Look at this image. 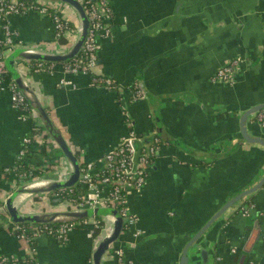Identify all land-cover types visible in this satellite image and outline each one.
<instances>
[{
	"label": "crops",
	"instance_id": "crops-1",
	"mask_svg": "<svg viewBox=\"0 0 264 264\" xmlns=\"http://www.w3.org/2000/svg\"><path fill=\"white\" fill-rule=\"evenodd\" d=\"M59 4L76 25V12ZM110 4L113 31L101 40L93 71L115 78L123 90L92 85L91 73H66L61 63L52 72L31 73L30 80L83 163L97 161L128 132L124 109L137 132L148 136L157 129L173 140L162 145L141 190L129 194L127 206L138 221L122 231L116 245L123 247L126 264H179L189 239L225 203L264 176V146L246 141L240 126L242 114L264 102V0H110ZM9 21L25 45L56 52L67 49L55 37L49 15L15 13ZM4 36L0 20V44ZM233 59L239 60L234 81H213L217 70ZM62 80L69 83L62 85ZM135 80L142 81L147 99L130 100L129 87ZM20 115L5 85L0 93V200L22 184L17 172L7 171L16 164L23 138L33 131V122ZM247 131L264 138L257 114L249 117ZM38 141L34 137L33 175L54 177L57 163L45 164L52 153L45 154L47 144ZM52 152L60 168H67L57 146ZM250 204L252 216L247 217L239 208ZM25 205L20 209L27 212L47 207L36 197ZM10 225L0 212V254L16 258L8 264H93L90 226L78 225L66 241L43 235L34 251L11 232ZM251 238L254 245L247 252ZM203 241L217 252L207 264H237L238 257L245 258L244 264H264V185L235 203ZM104 264H118L116 255L105 258ZM192 264L203 263L196 255Z\"/></svg>",
	"mask_w": 264,
	"mask_h": 264
},
{
	"label": "built area",
	"instance_id": "built-area-1",
	"mask_svg": "<svg viewBox=\"0 0 264 264\" xmlns=\"http://www.w3.org/2000/svg\"><path fill=\"white\" fill-rule=\"evenodd\" d=\"M82 3L87 10L91 22L89 33L80 54L71 60L61 63V67L66 73H91L92 85L106 87L113 91H121L125 86L115 78L99 75L93 71L99 58L101 40L109 37L113 31V10L110 0H97L96 3H93L92 0H82ZM29 11H36L43 15H49L55 24V37L57 40L59 41V38L62 36H67L70 39L69 43L66 44L67 48L73 44L78 36L79 23L76 25L72 24L59 2L41 0H0V20L2 21L5 32L4 39L0 44V93L5 85H8L11 91L12 105L21 112L20 117L24 120L33 122V129L34 125L41 126V129L35 127L38 131L33 136L28 134L23 138V146L18 153V159L23 158L28 153V146L32 147L35 137L41 140L40 142L46 143L47 150L52 153L45 159V164L50 165L51 161L49 157L55 156L52 150L56 147V144L43 129L36 116V112L27 101L25 95L18 88L16 82L12 79L10 81L5 80L8 73L5 59L15 48L25 47L57 53L54 50L25 45L19 40V34L17 30L12 28L9 18L15 13H25ZM55 66V63L17 61V69L25 75L28 80H30L31 73L42 71L52 72ZM238 66V59L228 61L217 70L212 78L213 81L232 83L235 79V72ZM67 83L69 82L66 80L61 81L62 85ZM129 91L130 100L132 101L146 99L145 91L139 80H135L133 84L130 85ZM123 113L125 122L128 126V132L121 137L119 143L108 150L97 161L88 163L82 162V175L79 188L62 189L55 192L54 195L62 196L67 200L65 209L95 207L115 208L123 218L124 229H129L137 224L138 217L130 212L127 206L128 196L131 192L139 191L144 186L156 152L162 145V140L158 136H155L149 145L141 144L145 141V135L136 131L128 115V111L124 109ZM257 119L258 122L264 126V108L257 113ZM57 160L59 159L57 158ZM57 160H54V164H59V167L56 165V175H54V177H35L33 175L35 169L30 168L28 172H20L17 178L21 183L34 181L39 183L67 181L71 176V168L66 161L65 164L67 168H60V163ZM7 171L15 170L7 168ZM40 198H42V196H40L39 199ZM4 201L5 198L0 200V212L9 218L5 210ZM252 207L253 204L246 206L242 205L240 211L248 216L250 214L249 210ZM55 209L64 210L59 208ZM43 210L47 211L49 209L45 208L40 211ZM22 212L27 211H24L23 208ZM101 222L104 224L101 225ZM78 225L90 226V231L95 239L94 247L99 236L102 234L109 235L112 232V224L110 221L98 217L83 218L77 221L63 223H29L26 227L20 224H11L10 230L19 238L31 244L43 235L52 236L60 241H66L69 234ZM97 229L99 232L95 233ZM136 233H140V231L137 230ZM35 249V247H32V250L35 251ZM111 255H116L118 264H126L123 247L117 246L116 243L112 244L105 258ZM14 261H16L15 256L0 254V264H8Z\"/></svg>",
	"mask_w": 264,
	"mask_h": 264
},
{
	"label": "water",
	"instance_id": "water-1",
	"mask_svg": "<svg viewBox=\"0 0 264 264\" xmlns=\"http://www.w3.org/2000/svg\"><path fill=\"white\" fill-rule=\"evenodd\" d=\"M41 1H51L59 2L69 5L77 14L79 23V32L76 40L73 44L62 52L51 53L43 50H35L32 48H15L12 50L5 59L6 67L8 73L11 74V79L16 82L18 88L25 95L27 101L30 103L31 107L36 112V116L42 125L45 132L51 137L53 142L58 147L59 151L62 153V157L69 164L71 168V176L67 181L59 182H49V183H39V182H26L19 184L14 188L6 197L4 201L5 210L9 216L8 220L11 224H46V223H63L68 221H77L83 218H93L98 217L110 221L112 224V232L109 235L102 234L99 236L98 241L94 247L93 251V264H104L105 256L107 255L112 244L116 243L120 238L122 231L124 230L123 218L120 213L115 208L108 207H95V208H84V209H55L60 205L67 204V200L59 195H54L62 189L73 188L78 186L81 179V164L79 157L74 153L71 146L67 142L65 136L56 125V123L51 118L49 111L44 106L38 92L35 90L33 83L27 79L17 69V61L23 62H44V63H63L65 61L71 60L72 58L78 56L83 48L85 40L88 36L90 29V19L85 9L82 1L80 0H41ZM113 23V20H112ZM144 91L145 88L140 81ZM146 99L148 98L147 92L145 91ZM264 108V102L257 104L248 110H246L241 116V133L246 141L252 144H260L264 146V138L251 136L247 131V122L251 115L257 114L260 110ZM154 118V113H151ZM158 136L162 140V145L165 143L173 141L171 138L165 139L159 130H154L151 135H145V141L141 144L149 145L151 140ZM161 145V147H162ZM160 147V149H161ZM160 149L156 152L155 156H158ZM205 157L210 156L205 154ZM38 184L39 186L34 189L30 187ZM264 185V176L261 180L252 186L244 190L243 192L236 195L234 198L225 203L194 235L189 239V241L184 246L180 258L179 264H192L196 261V255L199 256L203 264H207L210 256L213 255L214 247L209 248L207 244H204L203 238L208 230L226 214V212L233 207L237 202H240L255 193ZM22 193H30V198H39L42 196L41 202H46L47 209L37 212H22L20 207H16L14 202L15 199ZM252 210L247 217L252 216ZM112 219V220H110ZM256 226L257 223H256ZM253 238L249 240L244 250L251 252L253 246ZM217 253V252H216ZM215 253V254H216ZM245 258L238 257L237 264H244Z\"/></svg>",
	"mask_w": 264,
	"mask_h": 264
},
{
	"label": "trees",
	"instance_id": "trees-1",
	"mask_svg": "<svg viewBox=\"0 0 264 264\" xmlns=\"http://www.w3.org/2000/svg\"><path fill=\"white\" fill-rule=\"evenodd\" d=\"M25 1H28V0H25ZM92 1H93V3H96L97 0H92ZM73 27H74V26H73ZM69 41H70V39H69L67 36H62V37L59 38V43H60V44H63V45L68 44ZM5 80H6V81H10V80H11V74H10V73H7ZM35 127H38V129H41V126H36V125H34V129H33V131L31 132V135H32V136H33L35 133H37V131H38V129H35ZM28 148H29L28 153H27L23 158H21V159H17V160H16V164H15V166L12 168V169L15 170V172H17L16 174H19L20 172H24V171H27V172H28V171L30 170V167H31V165H30V159H31V158H30V157H31V155H32V153H33V148H32L31 146H28ZM44 153L47 154V149H46V147L44 148ZM47 156H48V155H47ZM56 157H58V156L49 157V160L51 161V164H54V160L57 159ZM54 165H55V164H54ZM40 173H41V172H40L39 170L36 171V174H37V175H39ZM17 177H18V176H17ZM79 187H80V185L78 184V186H77L76 188H79ZM239 209H241V208H239ZM103 224H104V223L101 222V225H103ZM20 225H22L23 227H26V226L29 225V223H23V224H20ZM98 232H99L98 229L95 230V233H98ZM35 243H36V240H35L33 243H31V246L34 247Z\"/></svg>",
	"mask_w": 264,
	"mask_h": 264
},
{
	"label": "bare ground",
	"instance_id": "bare-ground-1",
	"mask_svg": "<svg viewBox=\"0 0 264 264\" xmlns=\"http://www.w3.org/2000/svg\"><path fill=\"white\" fill-rule=\"evenodd\" d=\"M39 185L36 184L32 187H30V189H34V188H37ZM30 196L31 194L30 193H22L20 194L16 199H15V206L16 207H21V206H24L26 204V202L30 199ZM112 220V219H110Z\"/></svg>",
	"mask_w": 264,
	"mask_h": 264
},
{
	"label": "rangeland",
	"instance_id": "rangeland-1",
	"mask_svg": "<svg viewBox=\"0 0 264 264\" xmlns=\"http://www.w3.org/2000/svg\"><path fill=\"white\" fill-rule=\"evenodd\" d=\"M41 201V199H39ZM27 205H25L24 207L26 208ZM59 209H65L66 208V204L60 205L59 207H57Z\"/></svg>",
	"mask_w": 264,
	"mask_h": 264
}]
</instances>
